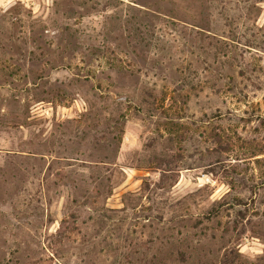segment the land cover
<instances>
[{
	"label": "rangeland",
	"instance_id": "obj_1",
	"mask_svg": "<svg viewBox=\"0 0 264 264\" xmlns=\"http://www.w3.org/2000/svg\"><path fill=\"white\" fill-rule=\"evenodd\" d=\"M0 264H264V0H0Z\"/></svg>",
	"mask_w": 264,
	"mask_h": 264
}]
</instances>
